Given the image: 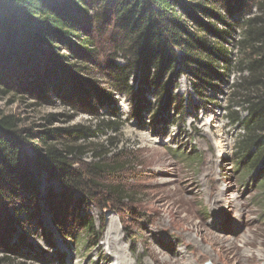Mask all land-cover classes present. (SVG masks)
Segmentation results:
<instances>
[{"label":"rangeland","instance_id":"obj_1","mask_svg":"<svg viewBox=\"0 0 264 264\" xmlns=\"http://www.w3.org/2000/svg\"><path fill=\"white\" fill-rule=\"evenodd\" d=\"M90 26L93 34L82 51L62 52L71 56L69 63L85 67L80 75L87 87L89 82L111 93L112 100L89 98L80 82L67 78L38 91L34 85L26 86L30 77L23 72L0 69V115H13L18 128L35 132L82 130L83 136L71 143L80 149L74 155L76 167L99 160L123 165L122 171L105 177L101 183L105 188L84 194L79 213L95 219L101 237L89 250L91 239L72 223L74 203L66 217L61 213L56 217L47 195L52 189L57 205L62 188L57 179L44 175L32 222L24 227L10 223L0 209V237L5 240L0 244L4 259L0 264H117L109 235L122 240L118 248L130 264H156L153 251L167 260L182 254L193 264H224L228 255L221 244L211 241L215 236L235 240L247 255L258 257L249 264H264V190L252 172L239 165L236 146L243 127L230 120L234 111L241 118L247 115L234 97L245 74L242 68L234 66L227 76L217 78V87L203 99L183 75L169 91L184 100L182 109L166 105L155 89H144L139 96L117 93L108 75L113 63L124 60L111 55L108 39L99 38L96 26ZM233 38L239 39V34ZM231 42L235 46L234 39ZM131 85L141 90L137 80ZM25 153L33 155L28 146ZM108 186L121 188L128 199L113 197ZM220 193L225 200L218 199ZM82 197L75 193V202ZM59 221L65 225L59 226ZM246 237L253 246L243 247Z\"/></svg>","mask_w":264,"mask_h":264},{"label":"trees","instance_id":"obj_2","mask_svg":"<svg viewBox=\"0 0 264 264\" xmlns=\"http://www.w3.org/2000/svg\"><path fill=\"white\" fill-rule=\"evenodd\" d=\"M253 7L256 12L251 13ZM91 23L99 38L108 39L110 54L124 60L113 63L108 75L117 93L139 96L144 89H155L166 105L182 109L184 100L169 91L183 75L203 99L217 87V78L227 76L234 66L242 68L245 74L234 97L247 115L241 118L234 111L230 120L243 127L236 146L239 165L251 171L253 176L248 177L264 190V0H0V69L23 72L30 77L26 86L34 85L38 91L67 78L80 82L89 98L112 100L111 93L89 82L87 87L80 75L85 67L69 63L71 56L62 52L82 51L93 34ZM134 80L140 91L131 85ZM83 133L20 129L13 115H0V209L10 223L24 227L37 216L43 176L57 179L62 190L57 205L52 202L55 193L49 191L51 208L56 217H66L74 203L72 223L94 239V243L88 240L90 250L102 231L93 217L79 213L84 194L103 187L105 177L122 171L123 165L99 160L76 167L74 155L80 149L71 143ZM26 146L32 156L26 155ZM106 190L117 199H128L119 187ZM75 193L83 194L77 202Z\"/></svg>","mask_w":264,"mask_h":264},{"label":"bare ground","instance_id":"obj_3","mask_svg":"<svg viewBox=\"0 0 264 264\" xmlns=\"http://www.w3.org/2000/svg\"><path fill=\"white\" fill-rule=\"evenodd\" d=\"M223 190V189H222ZM220 197L218 199L225 200V196L220 193ZM223 197V198H222ZM200 228V227H199ZM184 231H187V227H183ZM181 230V231H183ZM113 231L116 232V228H113ZM112 231V232H113ZM204 236V235H203ZM214 237V236H213ZM188 239V238H187ZM204 239V238H203ZM108 244L110 245V250L116 251V261L117 264H130L123 253L121 249L118 248V246L121 244L122 240L119 238H113L110 235L108 236ZM212 242H216L218 244H221L222 248H225V251L227 252V257L224 261V264H249L254 259H257V256L253 255H247L246 252H243L242 249L239 248V245L236 243L235 240L228 239L225 237H216L211 240ZM159 242V241H158ZM200 242L195 241V244L197 247H199ZM211 243V242H210ZM192 244V243H191ZM254 241L251 240V238L246 237L243 241V247L253 246ZM188 246V245H187ZM213 246V245H212ZM186 247V246H185ZM195 247V246H194ZM154 249V248H153ZM177 249V248H176ZM204 250V249H203ZM153 251V250H152ZM176 251V250H175ZM157 252V251H156ZM155 251L152 252V258H154V261L156 264H193L190 260L188 261V258L184 255H180L179 257L175 259L167 260L165 258L160 257L158 253ZM160 252V251H159ZM167 252V251H166ZM165 252V253H166ZM204 252V251H202ZM206 252V251H205ZM151 253V252H150ZM183 253V252H182ZM195 253V252H194ZM220 253V252H219ZM197 254V253H196ZM221 254V253H220ZM151 255V254H150ZM189 255V254H188ZM200 255V254H199ZM177 256V255H176ZM196 256V255H195ZM201 256V255H200ZM205 256V254H204ZM165 257V256H164ZM203 258V257H202ZM262 258V257H261ZM198 259V258H197ZM263 259V258H262ZM107 260H111V258H107ZM201 260V259H200ZM204 261V260H203ZM259 261V260H258ZM262 261V260H261ZM264 261V260H263ZM260 262V261H259ZM198 263V262H197ZM201 264V263H200Z\"/></svg>","mask_w":264,"mask_h":264}]
</instances>
